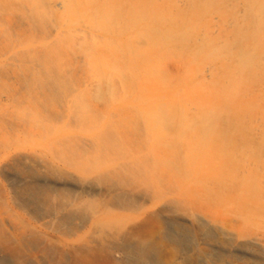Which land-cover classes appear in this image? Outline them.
Segmentation results:
<instances>
[{"label": "rangeland", "instance_id": "rangeland-1", "mask_svg": "<svg viewBox=\"0 0 264 264\" xmlns=\"http://www.w3.org/2000/svg\"><path fill=\"white\" fill-rule=\"evenodd\" d=\"M258 1L0 0V264H141L138 242L153 249L147 264H264V79L237 105L226 96L259 48L247 40L253 28L237 33ZM107 11L127 16L128 31L98 29ZM136 31L128 58L162 38L173 114L185 101L205 124L199 92L205 113L224 105L216 121L206 116L227 141L211 160L190 130L182 141L178 117L165 140L152 137L136 107H118L122 86L92 69L98 49Z\"/></svg>", "mask_w": 264, "mask_h": 264}, {"label": "bare ground", "instance_id": "bare-ground-1", "mask_svg": "<svg viewBox=\"0 0 264 264\" xmlns=\"http://www.w3.org/2000/svg\"><path fill=\"white\" fill-rule=\"evenodd\" d=\"M209 1L210 3L208 6H211V8H214V7L216 8L219 3H222L224 1L229 2L231 0H209ZM254 11H257L258 13L254 14L246 10V13H245L246 17L244 19V22H246L247 25L244 24V28L239 29L237 31L238 36L241 35L240 38L245 39L246 38L245 36H247L248 32L253 28L252 32L249 33L250 35L247 40L253 39L257 44H259L258 45L259 48L253 54H251L250 56H246V58L244 59L243 61L244 66L241 67L240 69V72H242V75L240 78L237 79V82L235 83L236 89L234 88V84H233L235 77L233 78L229 76L228 78L229 81H233L231 83V85L233 84V88L231 91L230 90L227 91L226 96L229 99L233 98L235 105H237V102H238L237 100L241 93L243 94V92H246L248 90L249 86H253L256 82L264 79V74H263L264 73V57L259 63V59L261 58L262 55H264V41L262 39L264 36V0L258 1L257 10L255 8ZM67 12H68L67 16L71 20L74 18H77L78 16L82 14L79 11L76 12L72 7H70ZM120 15H123V14H120L119 12L112 13V12L107 11L100 18L95 19V25L98 27V29H101L102 31L110 32V30L111 31L113 30L119 34L124 33L128 31L127 24L125 22L126 21L125 19L127 18V16L123 15V17H125L123 19L120 17ZM136 15L137 14L135 15L132 14V16L130 17L131 20L135 21L137 18ZM121 22H124V24H121ZM147 29L149 30L150 28L148 27ZM132 31H135V30L133 29ZM140 35L141 33L136 31L133 34H131V36H129V40L124 41V43L122 44L116 41H109L108 43L104 44L103 49L101 50L98 49L96 51V55H94L90 59V65L92 69L98 71L99 73L101 72L107 73L105 76V79L108 84L111 83V85H113V83L115 84L116 82H118L120 87L122 86L121 93H120V95L121 94L122 95L121 97L119 96L118 98L117 96L116 98V101L118 100V107H125V106L127 107L130 105H133V107H136L139 110L140 116L142 117V119L145 121L148 128L150 129V133L152 137H155L159 141L165 140L167 136L168 125L176 121L177 120L176 117H178L179 119L177 123H180L179 125L181 126L179 130V136L182 139V141L183 142L186 141L185 137H187V135L185 132L186 130H190L193 133V137L198 139V145H196L198 148L196 149H198L199 152L200 151L203 152L204 156L206 157L205 161H208L211 158V154H212L209 152V150L212 152H215V149L212 148V145L221 144L222 142L227 143V141L225 139H222L224 138V136L220 139L219 132H217V130L215 129L217 126V123L216 125L213 126L215 130L213 131L210 129L207 130L209 128V125H208L209 120H207L206 116H208L209 114L210 115L214 114L215 115L214 118L216 121V118H218L219 113L224 110L223 109L224 105L218 103L213 107L212 111H210L209 113L208 112L205 113L204 111H202L203 107H206V106L207 108H211V107L205 104L207 103L205 102V100H202L203 98L202 93H200L199 92L200 90L198 89L199 90L198 96H200V98H198V104H201L200 105L201 106V110H200L201 117L200 115L198 117H200L199 122L203 118L204 119L206 118L205 124L198 125L199 124L198 119L192 120L186 115V112H187L186 109L187 107H189V105L188 103L186 104L185 101L183 103L177 104V106L181 109V111H179L180 115L173 114L171 111L172 109L171 101L167 98V95H166L167 94V83L166 81L165 82L163 81V78L160 75V72H161L159 69L160 60L159 62L157 61L160 54L162 53V50H161L162 48L161 46L163 42L162 38H159V37L154 38L155 34H153L154 37L151 38L150 40H149L150 37L146 38L148 39V42H149V46L146 50L142 49L143 50L142 52L138 51L136 53V56H133L131 58L130 57L128 58L125 56L127 52V48L129 46L130 48H132V45L135 43L136 38H139ZM170 39L167 38L165 40V45H166V48L168 49H169V46L172 47L173 45L177 44L176 42H172V44H167V42L170 41ZM216 42L217 40L215 41L214 39L211 41L212 46H213L211 47L212 54H217L221 50V48L216 44ZM130 48L128 50H130ZM123 56L125 57L123 58ZM136 63L137 65H139V67L136 66ZM136 69L137 70L140 69L138 75H136ZM131 72L134 73L132 78L128 77L130 74H132ZM224 75L228 76L230 74L228 71H226ZM134 86H137L139 87V89H142L143 93L140 96L133 97L132 91L133 89H135ZM230 101L231 100H229V102ZM115 108H117V104H115ZM249 110L250 108L248 107V103H246V109H245L246 114H248ZM203 138L206 142L204 143V147L202 146V142H201V139ZM214 158H213V161H214ZM195 162H196L198 169L199 168L201 169L203 166L204 169L206 168V171H208V169L210 171V166H207L204 161H203L204 164L202 165L201 159H195ZM251 185L254 187V190H256L257 192H260V193L263 192L260 178L257 179L256 181H253ZM242 187L247 188L245 183L243 184ZM255 215L256 214L254 213L253 209L250 210L249 217H254ZM131 247L136 248V250H138L139 252L138 258L141 264H147L149 262L153 254V249L151 247H145L142 243H139V242L133 245L131 244Z\"/></svg>", "mask_w": 264, "mask_h": 264}]
</instances>
